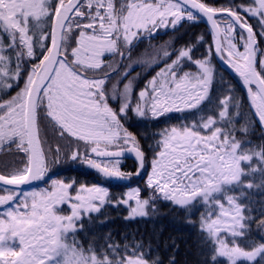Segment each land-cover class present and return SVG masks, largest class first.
<instances>
[{
  "label": "snow or ice",
  "instance_id": "snow-or-ice-1",
  "mask_svg": "<svg viewBox=\"0 0 264 264\" xmlns=\"http://www.w3.org/2000/svg\"><path fill=\"white\" fill-rule=\"evenodd\" d=\"M201 19L209 24L212 37L204 58L193 59V46L175 50V59L165 51L163 56L171 62L138 92L135 102L132 81L122 91L116 83L106 88L110 73L104 69L112 66L102 57L107 53L127 58L118 53V44L130 52L141 37L151 38L158 30H175L182 21ZM249 19L256 21L255 28ZM197 42L203 43V37H197ZM262 43L264 0L247 4L236 0L225 4L220 0H0V83L12 80L18 87L23 78L20 91L10 99L0 98V154L26 157L18 161L21 167L5 162L3 167L10 170L0 173V189L5 193L0 195V264H157L146 259L143 245L135 242L108 244L99 256L91 245L78 246L74 237L81 213H98L109 202L108 188L80 184L73 196L69 190L75 181L53 179L51 190H25V185L44 180L49 172L41 125L68 141L71 160L106 181L129 182L133 176L146 175L148 198L141 199L137 187L116 201L128 207V219L147 215L146 208L156 198L151 193L185 208L202 204L206 215L201 228L213 243V262L220 257L226 264H264V242L247 238L252 218L245 212L251 209L239 202L243 189L253 187L243 184L242 176L249 173L241 164L248 163L251 172L264 176V145L250 150L233 135L228 125L235 116L229 115V105L239 107L233 97L202 107L213 104L209 86L216 56L241 79L252 113L264 128ZM25 57L30 62L26 78L21 74ZM188 64L197 70L185 71ZM129 110L153 119L172 112L207 110L215 115L164 129L157 134L159 151L149 159L121 122L127 120ZM55 151L59 156L60 149ZM129 154L136 160L134 173L121 171V161ZM253 157L258 169L251 166ZM238 187L240 196L229 194ZM64 204L70 215L58 214ZM257 227L264 231V220Z\"/></svg>",
  "mask_w": 264,
  "mask_h": 264
},
{
  "label": "trees",
  "instance_id": "trees-1",
  "mask_svg": "<svg viewBox=\"0 0 264 264\" xmlns=\"http://www.w3.org/2000/svg\"><path fill=\"white\" fill-rule=\"evenodd\" d=\"M228 0H220V4L227 3ZM236 3H248V0H236ZM219 6V4L217 5ZM255 28L256 21L248 20ZM147 35V34H145ZM203 37V43L197 42V37ZM135 46L131 51L127 49L126 56L120 67L113 73L106 88L110 90L111 84H118L119 90H123L124 84L129 81L133 83L132 98L135 102L138 92L164 67L165 63H170L171 59H175V50L193 46V59H202L205 56L207 47L212 44L208 23L201 19L197 23L183 21L175 30H160L157 35L151 38L141 37L139 42H134ZM73 45L75 43H72ZM239 47V44H238ZM264 48V43L261 44ZM242 50V48L240 49ZM167 51L173 53L171 59L165 58L163 53ZM259 55V54H258ZM154 62V63H153ZM212 64L216 71L213 81L209 86V95L212 97V105H202V107L211 108L216 105L219 100L225 96L233 97L234 103L238 104V108L229 105V115L235 116L231 127L234 129L233 135L250 150H259V146L264 145V129L253 115L250 108L249 99L245 89L239 79L222 68L216 56L212 58ZM138 69V70H137ZM111 69H106L110 71ZM185 71L195 72L196 66L188 64L184 68ZM127 73L125 77L124 74ZM231 89V91H229ZM112 107H116L115 103L110 101ZM239 113L236 116V113ZM215 115L214 112H172L159 119H153L150 116L144 118L137 117L129 110L127 120L122 119V123L133 133L138 139L146 156L151 159L154 152H158L156 142L161 139L158 133L164 129L171 127H180L183 124L196 122L201 116ZM222 129L224 124L218 125ZM42 128V127H41ZM45 130L42 128V136L45 137ZM202 134H209L202 132ZM251 142L250 144L247 142ZM47 144L52 152V145ZM149 145L152 148H149ZM248 154H251L249 151ZM6 162L10 165L14 162L13 155H7ZM128 170L131 173L136 171L137 164L133 160H128ZM4 164V163H3ZM0 165V173H5L10 169ZM20 164L17 167H21ZM242 168L246 176H242L243 184L251 183L252 189L244 188V197L239 201L250 212H245V216H251L249 223L248 239L264 242L261 236L264 231L258 229L257 225L264 220V176L259 171L251 172L248 163L242 162ZM252 168H259V162L255 157L251 161ZM125 168V169H124ZM146 170L151 171L150 165L146 160ZM75 185L99 184L109 189V202L105 203L98 213H92L84 216L78 221L79 228L75 233V240L79 242L78 246L88 249L91 245L99 256L101 249L107 250L108 244H118L123 246L125 243L132 245H143L142 251L146 252L145 258L149 261L156 260L157 264H226L224 258L217 257L213 262L212 257L215 255L213 243L207 237L206 230L201 228V218L206 215V207L202 204L194 202L187 208L173 204L171 201L165 200L155 193H151L156 198L150 201L146 208L147 215L144 217H136L128 219V207L123 204H116L117 200L124 198V194L128 187L137 186L141 189V199H146L150 193L146 190V175L143 174L136 179L134 176L128 183L119 181H106L102 176L98 175L94 170L87 166L84 169L73 172L72 174ZM77 187V186H75ZM241 188H236L229 194L240 196ZM69 241L71 243V234ZM242 247L247 249V245L243 241H237ZM244 264V262H241Z\"/></svg>",
  "mask_w": 264,
  "mask_h": 264
},
{
  "label": "rangeland",
  "instance_id": "rangeland-1",
  "mask_svg": "<svg viewBox=\"0 0 264 264\" xmlns=\"http://www.w3.org/2000/svg\"><path fill=\"white\" fill-rule=\"evenodd\" d=\"M75 46L76 45H74L73 47H75ZM34 51L36 52L37 56L40 55L39 51L36 50L35 48H34ZM123 53H125V52H123ZM109 55L110 54L106 53L105 56L102 57V59L104 60V62L106 64H110L112 66L111 70H114L115 68L117 69L118 66H119V60L117 61L115 58H113V59L111 58V61H110L109 59H107V56H109ZM110 56H112V55H110ZM21 62L23 63V68L21 69V74H22V77L26 78L25 73H26V70L30 66V62L28 61V58H26V57ZM104 71H106V70H104ZM107 72H109V71H107ZM113 72H115V71H113ZM9 84H10V80H4L2 83H0V89H4L6 87V85H9ZM20 87L21 88L23 87V78L19 82V87L18 88H20ZM15 94H12V96H14ZM1 95H2V93L0 92V96ZM12 96H10L8 98H2V97H0V98H2L4 100H7V99H10ZM41 127L44 128L45 133H46L45 137L47 138L46 141H48L52 145V148H56V149L59 148L60 149V154L64 155V159L65 158H69L71 150L67 147L68 141L66 139L59 138V134L56 131H54L51 127H47L45 125H41ZM13 156H14V162H13L12 166H14V167H17V166L20 165V163H18V161H23V160L26 159V157L22 153H15L14 152ZM6 157H7L6 155L0 154V159H3L4 161H6L5 160ZM58 157H60V156H58ZM123 161L124 160L121 161V165L123 164ZM1 163H2V161L0 160V165H2ZM67 166H70V165H67ZM121 169H122V166H121ZM135 177H137V176H135ZM58 180H60V179H58ZM77 187H79V186H77ZM133 188H137V186L128 187L125 193H127L128 191H130ZM41 189H49V190H51V184H49L47 187L43 186V187H40V188H37V189H31V190L40 191ZM0 191H2V192H0V195L5 194L2 189H0ZM69 191H70L71 195H73V196L75 195V194L71 193V190H69ZM130 203H132V202L130 201ZM60 208H61V211L58 214L65 215V216L70 215V208H69V206L67 204L61 205ZM87 214L88 213L82 212L81 216L87 215ZM90 214H92V213H90ZM77 224H78V222L76 223V227H77Z\"/></svg>",
  "mask_w": 264,
  "mask_h": 264
},
{
  "label": "water",
  "instance_id": "water-1",
  "mask_svg": "<svg viewBox=\"0 0 264 264\" xmlns=\"http://www.w3.org/2000/svg\"><path fill=\"white\" fill-rule=\"evenodd\" d=\"M217 60H218V62L221 64V66H223V67H224L226 70H228L231 74L238 76V75L234 72V70L231 69V68L227 65V63H226L225 61L221 60V59L218 58V57H217ZM242 85H243V84H242ZM243 87H244V86H243ZM124 158H130V159L135 160V159L132 157V155H130V154H129V155H126ZM135 161H136V160H135ZM137 177H139V176H137ZM38 182H40V181L33 182L31 185H25L24 188H25V189H26V188H29V187H31V186L37 184Z\"/></svg>",
  "mask_w": 264,
  "mask_h": 264
},
{
  "label": "flooded vegetation",
  "instance_id": "flooded-vegetation-1",
  "mask_svg": "<svg viewBox=\"0 0 264 264\" xmlns=\"http://www.w3.org/2000/svg\"><path fill=\"white\" fill-rule=\"evenodd\" d=\"M119 2V0H117V3ZM11 81V85H12V87H13V92H14V88L16 89V87L17 86H15L14 84H13V82H12V80H10ZM55 161H57L56 160V157H53V156H51V159L49 160V164L51 165V166H54V165H56V164H58L57 162H55ZM69 165L70 166H72V164L73 165H77L78 166V164H80V163H78V162H76V161H72L71 159L69 160Z\"/></svg>",
  "mask_w": 264,
  "mask_h": 264
},
{
  "label": "bare ground",
  "instance_id": "bare-ground-1",
  "mask_svg": "<svg viewBox=\"0 0 264 264\" xmlns=\"http://www.w3.org/2000/svg\"><path fill=\"white\" fill-rule=\"evenodd\" d=\"M3 163H5L6 161H4L3 159H0Z\"/></svg>",
  "mask_w": 264,
  "mask_h": 264
}]
</instances>
